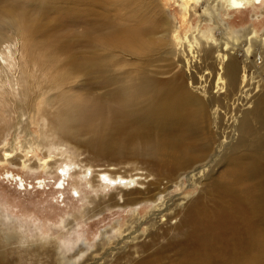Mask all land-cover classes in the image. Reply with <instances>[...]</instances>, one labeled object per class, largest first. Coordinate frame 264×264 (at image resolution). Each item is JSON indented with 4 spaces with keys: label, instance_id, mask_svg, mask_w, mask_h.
Listing matches in <instances>:
<instances>
[{
    "label": "rangeland",
    "instance_id": "1",
    "mask_svg": "<svg viewBox=\"0 0 264 264\" xmlns=\"http://www.w3.org/2000/svg\"><path fill=\"white\" fill-rule=\"evenodd\" d=\"M1 1L0 45L14 38L11 29L18 25L7 26L5 18L11 7L16 6L20 11V23L22 19L21 24L28 29L27 33L17 30L18 38L28 41L30 48L23 55H15L18 57L14 71L17 93L3 96L5 106L0 123V264H134V260H139L142 255L143 244L148 247V253L152 250L157 252L160 244L166 243L161 231L176 220L167 222V226L164 219L167 217L151 215L157 203L107 208L105 204L118 192L113 188L103 190L100 187H96L98 192H95L82 181L81 172L92 169L93 175L99 177V174L109 171L125 178H140L143 182L158 179L159 173L167 175L157 155L149 156L154 151L153 147L149 149V143L141 140L127 142L131 140L127 134L119 137L109 130L111 117L108 112L113 113V108L123 106L125 101L123 94H116L118 87L122 86L118 81L120 73H133L137 67L146 70L144 65L148 64L150 68L170 64L172 37L167 44V38L162 40L164 32L170 37L168 30L178 29L181 38L187 37L198 45L205 38L204 33L216 36L215 39L219 37L217 23L207 18L210 6L205 0L160 1L163 6L158 11H166L167 16L163 18L167 19L170 28L165 23L160 26L156 19L153 27L146 18H139L141 31L145 32L141 37L152 41L149 51L136 65L128 57L135 45V40L128 35L132 28H137L131 19L133 6L142 7V0H75L73 8L81 5L75 17L67 14L70 0ZM215 13L218 14L217 9ZM220 15L230 40L242 48L249 44L250 39L253 45L251 59L264 64V6L258 11L241 9L235 12L228 11L223 2ZM100 16H108L110 29L106 28L105 20L102 22ZM117 27L121 35L119 47L108 38V33L116 32ZM70 40L72 43L66 45L65 42ZM106 54L109 55L111 72L104 67ZM145 60L149 63L145 64ZM155 68L150 70L155 72ZM111 74L113 80L110 79ZM158 75L153 74V77ZM127 78L130 79L129 76ZM60 91L65 95L71 92L85 106L79 109L83 112L70 118L60 117L54 108L59 131L53 132L47 114L46 120L40 116L38 101L46 97L49 102L56 103ZM237 116L242 119V112ZM98 127L107 128L115 138L100 140L95 131ZM46 129L48 135L42 133ZM236 138L238 140V133ZM64 145L68 148L62 149ZM102 145L112 148L115 159L98 157ZM49 157L52 162L48 163L53 165L43 167L51 160ZM54 161L59 163L54 164ZM219 162L220 166L214 165L209 172L208 184L217 183L218 180L213 178L218 173L221 176L225 169L224 160ZM66 166H71L67 175L64 173ZM150 172L152 174L146 179ZM110 174L115 178L116 175ZM186 178L183 177V185L173 184L163 194L164 200L173 198V213L184 209L205 188V185H188ZM199 197L206 199L203 190ZM94 208L99 211L94 216L89 215L87 212ZM135 231L138 233L134 234L133 240L127 238Z\"/></svg>",
    "mask_w": 264,
    "mask_h": 264
},
{
    "label": "bare ground",
    "instance_id": "2",
    "mask_svg": "<svg viewBox=\"0 0 264 264\" xmlns=\"http://www.w3.org/2000/svg\"><path fill=\"white\" fill-rule=\"evenodd\" d=\"M160 1L162 2L142 0L144 4L142 7L133 6L131 19L137 28H132L128 35L135 40L132 48L134 50L131 49L128 55L130 62L138 64L143 58L142 55L149 51L152 41L148 40V37L145 39L141 37L145 32L141 31L140 17L146 18L153 27V20L156 19L160 26L165 23L170 28L167 19L163 18L164 15L167 16L166 11L162 13L158 11L160 6H163ZM205 1L211 8L207 18L212 23H217L219 37L215 39L216 36L212 34L207 36L204 33L205 38L198 45L187 37L181 38L178 29L170 28L168 30L171 33L170 37L163 31L162 40L166 41L167 38V44L172 37L170 41L172 44H169L170 64L161 68L154 66L155 72L150 70L154 68H150L148 64L144 65L146 70L135 67L133 73H120L118 81L122 86L118 87L116 94H123L125 101L122 103L123 106L121 105L122 108H113V113L108 112L111 117L109 130H113L119 137L127 134L131 139L127 142L141 140L149 143V149L154 148L149 156L157 155L161 161L160 166L167 175L159 173L158 179L143 182L140 178H125L109 171L99 174V177L93 175L92 169L81 172L82 181L95 192H98L96 187L103 190L113 188L118 192L105 204L107 208L133 207L142 202L157 203L154 205L156 210L151 215L163 213L162 216L167 217L164 218L166 225L167 222L176 220L161 231L166 243L160 244L157 252L150 250L151 253H148V247L143 244L142 255L139 256V260H134V264H264V64L251 59L253 45L250 39L249 44L242 48L233 39L230 40L226 25L220 18L223 2L226 3L228 11L236 12L241 9L258 11L264 6V0H260L259 3L257 0ZM1 2L0 0V4ZM74 2L75 0H70L67 8V14H72V17H75L81 8V5L79 8H73ZM215 8L218 14L215 13ZM19 12L16 6L9 10V16L5 18L8 23L6 25L11 27L17 24L18 27H15L16 30L11 29L13 40H6L0 45V123L5 106L3 96L10 92L17 93V81L14 79L15 62L18 59L16 56L27 53L30 48L28 41L18 38L17 30L28 32L26 26L21 24L22 19L20 23ZM87 13L84 19L90 10ZM100 17L102 22L105 20L106 28L110 29L111 21L108 16ZM108 38L116 43V47L121 45L118 42L121 38L118 27L116 32L108 33ZM71 43L72 40L65 42L66 45ZM164 44L166 51V42ZM108 58L109 55L106 54L107 61L104 67L111 72ZM144 62L149 63L147 60ZM253 69L254 71L250 72ZM153 74L159 75L153 77ZM110 79H114L112 74ZM34 82L38 85L35 77ZM59 93L61 94L56 103L49 102L46 97L38 101L40 116L46 120L47 114L53 132L59 131L58 120L54 118V108L60 117L70 118L83 112L79 109L85 106L79 103V99L71 92H68L67 96L64 91ZM133 105L135 108H130ZM241 112L243 118L239 120L237 115ZM237 119L239 122H236ZM95 131L100 140L115 138L105 127H98ZM42 133L48 135V129ZM64 146L62 149H66L67 146ZM235 148L240 151L232 153ZM99 155L107 158L106 160L115 159L114 151L107 145L101 146L98 157ZM219 160H224L225 169L221 176L218 173L213 178L218 180L217 183L208 184L210 180L206 178L214 169V165L220 166ZM48 162L51 163L52 159L43 167L53 165ZM70 169L71 166H66L64 173L67 175ZM81 173L79 172V175ZM109 173L116 175L115 178H111ZM151 174L150 172L146 179ZM184 176H187L188 185H205L202 190L206 199L199 197L201 190L196 198L184 206V209L173 213V198L164 200L163 194L173 184L183 185ZM98 211L99 209L94 208L86 212L93 215ZM158 222L155 223L159 225ZM136 232L127 238L133 240ZM151 259L156 261L151 263Z\"/></svg>",
    "mask_w": 264,
    "mask_h": 264
},
{
    "label": "flooded vegetation",
    "instance_id": "3",
    "mask_svg": "<svg viewBox=\"0 0 264 264\" xmlns=\"http://www.w3.org/2000/svg\"><path fill=\"white\" fill-rule=\"evenodd\" d=\"M257 1H260V0H257ZM257 1H256V2H257ZM262 20H264V19H262Z\"/></svg>",
    "mask_w": 264,
    "mask_h": 264
},
{
    "label": "snow or ice",
    "instance_id": "4",
    "mask_svg": "<svg viewBox=\"0 0 264 264\" xmlns=\"http://www.w3.org/2000/svg\"><path fill=\"white\" fill-rule=\"evenodd\" d=\"M161 215H163V213H161Z\"/></svg>",
    "mask_w": 264,
    "mask_h": 264
}]
</instances>
